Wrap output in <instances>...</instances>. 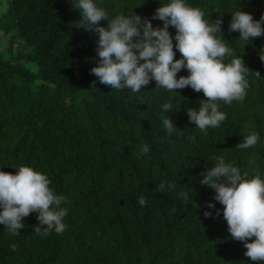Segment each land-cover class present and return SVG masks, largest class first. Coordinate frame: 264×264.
I'll list each match as a JSON object with an SVG mask.
<instances>
[{"label": "trees", "instance_id": "obj_1", "mask_svg": "<svg viewBox=\"0 0 264 264\" xmlns=\"http://www.w3.org/2000/svg\"><path fill=\"white\" fill-rule=\"evenodd\" d=\"M159 2L103 0V6L111 15L151 19ZM189 3L206 19L222 18L223 38L249 69L245 97L221 101L227 119L206 133L187 117V108L206 99L202 90L186 86L169 93L152 81L133 93L100 83L91 73L99 59L97 38L81 28L72 0H7L5 9L0 3V39H7L0 51V170L15 174L14 166L28 165L46 173L68 209L62 233L36 232L37 212L23 218L19 235L0 224V264H258L232 238L222 212L207 208L209 201L224 206L200 179L219 155L249 172V179L264 176V35L244 44L228 29L238 8L260 19L264 0ZM165 102L173 106L167 115L177 127L171 135L162 125ZM253 130L261 142L236 147ZM145 144L150 151L142 154Z\"/></svg>", "mask_w": 264, "mask_h": 264}, {"label": "clouds", "instance_id": "obj_2", "mask_svg": "<svg viewBox=\"0 0 264 264\" xmlns=\"http://www.w3.org/2000/svg\"><path fill=\"white\" fill-rule=\"evenodd\" d=\"M71 5L79 11L81 28L97 38L95 52L99 59L91 73L100 83L116 90L130 89L133 93L141 92L152 81L156 82V89L169 93L186 86L197 92L202 90L206 99L199 101L198 108H187V117L204 133L209 128L220 127L227 119V113L219 110L221 101L231 104L247 94L249 69L242 56L233 55V49L223 38L222 18L206 19L204 11L192 6L189 0L159 2L151 19L133 12L111 15L103 0H72ZM152 20L162 21V26L154 27ZM101 21H107L106 26ZM169 26L175 29L174 35L170 34ZM228 29L238 31L239 39L246 44L250 38L264 35V15L257 20L238 8L231 13ZM6 47L7 39H0V51ZM174 49L181 54L179 58L174 59ZM259 55L264 61V48ZM229 56L232 59L226 62ZM182 69L188 75L178 78ZM172 109L171 103L160 105L161 112L166 114L162 125L168 135L177 130L167 115ZM260 142V134L253 130L236 147L248 149ZM149 151V145H143L141 153ZM212 160L213 166L201 173L200 183L213 189V200L224 207L217 209L211 201L206 206L215 210L216 216L222 212L232 238L244 243L247 249L244 255L264 264V176L257 173L249 179V172L242 171L223 155L213 156ZM249 165L254 166L255 161ZM13 168L15 174L0 170V224L19 235L24 227L23 218L37 212L36 232L62 233L67 227L64 217L68 209L62 206L67 203V197L50 187L46 173L28 165ZM179 195L184 200L190 198L186 191H180ZM139 204H146L143 195ZM204 215L212 216V212L205 210Z\"/></svg>", "mask_w": 264, "mask_h": 264}, {"label": "rangeland", "instance_id": "obj_3", "mask_svg": "<svg viewBox=\"0 0 264 264\" xmlns=\"http://www.w3.org/2000/svg\"><path fill=\"white\" fill-rule=\"evenodd\" d=\"M1 6L5 9L7 6V0H0ZM5 39V38H3Z\"/></svg>", "mask_w": 264, "mask_h": 264}]
</instances>
